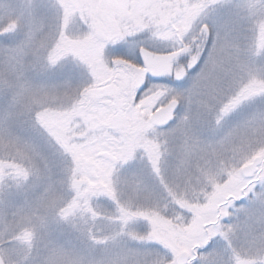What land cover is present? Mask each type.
I'll return each instance as SVG.
<instances>
[{"label":"snow or ice","instance_id":"1","mask_svg":"<svg viewBox=\"0 0 264 264\" xmlns=\"http://www.w3.org/2000/svg\"><path fill=\"white\" fill-rule=\"evenodd\" d=\"M13 15L0 264H264V0H25Z\"/></svg>","mask_w":264,"mask_h":264},{"label":"rangeland","instance_id":"2","mask_svg":"<svg viewBox=\"0 0 264 264\" xmlns=\"http://www.w3.org/2000/svg\"><path fill=\"white\" fill-rule=\"evenodd\" d=\"M23 3H25V0H0V25H2V27H0V32H3L9 25L15 26L17 24L15 15H13L11 18H8L6 17V13L10 8H16ZM255 41L258 49L264 47V33L261 32L259 27H257V31L255 34ZM73 63L74 62L71 60V58L65 61L66 65H71ZM50 79L54 78L50 77ZM236 118L239 117L237 116Z\"/></svg>","mask_w":264,"mask_h":264},{"label":"flooded vegetation","instance_id":"3","mask_svg":"<svg viewBox=\"0 0 264 264\" xmlns=\"http://www.w3.org/2000/svg\"><path fill=\"white\" fill-rule=\"evenodd\" d=\"M14 27V26H13ZM83 71V69H81Z\"/></svg>","mask_w":264,"mask_h":264}]
</instances>
